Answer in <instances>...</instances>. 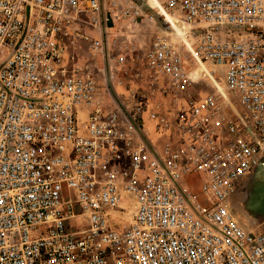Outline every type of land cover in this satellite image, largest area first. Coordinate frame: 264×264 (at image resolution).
I'll return each instance as SVG.
<instances>
[{"label": "built area", "instance_id": "1", "mask_svg": "<svg viewBox=\"0 0 264 264\" xmlns=\"http://www.w3.org/2000/svg\"><path fill=\"white\" fill-rule=\"evenodd\" d=\"M154 2L0 0V264H264L230 204L264 162V0ZM140 60L147 108L109 94Z\"/></svg>", "mask_w": 264, "mask_h": 264}, {"label": "rangeland", "instance_id": "2", "mask_svg": "<svg viewBox=\"0 0 264 264\" xmlns=\"http://www.w3.org/2000/svg\"><path fill=\"white\" fill-rule=\"evenodd\" d=\"M172 28L173 31L171 36L175 41H178L177 35L181 36L183 33L187 32V27L184 23H176L173 20ZM130 29V27H124L125 32L130 33V36L131 33H133V37L139 46L140 54H143L148 48L152 35L158 30V27L152 24L148 28H134L135 30L132 31H130ZM185 41L187 42V40ZM81 57L84 58L87 56L83 54ZM143 63L144 62L140 60L138 64L131 68L132 75L127 79L128 84L126 86L122 85L121 87H117L116 92L110 91L109 94H111V96L114 94L116 97L124 99L135 96L142 100L146 108L154 106L159 97L158 84L156 82L159 78L156 79V77L151 76L146 65ZM203 69L208 71L207 66L201 62L197 71L200 73ZM221 79L222 77H220L219 74L216 80H214L218 84ZM144 128L151 135L156 134L151 127V122L146 119H144ZM251 176L252 177L248 180H252L250 185H244V188L241 186L240 189H238L233 196L232 204L237 209V211L234 210L235 213L246 228L262 229L264 228V162H262V165H260ZM245 180H247V178L243 181Z\"/></svg>", "mask_w": 264, "mask_h": 264}, {"label": "crops", "instance_id": "3", "mask_svg": "<svg viewBox=\"0 0 264 264\" xmlns=\"http://www.w3.org/2000/svg\"><path fill=\"white\" fill-rule=\"evenodd\" d=\"M258 168V167H257ZM256 170V169H255ZM255 170L253 171V172H255ZM253 172H251L249 175H248V177H247V180H245V181H241L240 183H239V185L237 186V190L235 191V193L238 191V189H240V187L241 186H243V188H244V185H246V186H248V185H250V183H251V181H248L252 176V173ZM235 193L232 195V197H231V207H232V209H233V211L234 210H236L237 211V209L235 208V206L232 204L233 202H232V200H233V196L235 195Z\"/></svg>", "mask_w": 264, "mask_h": 264}, {"label": "bare ground", "instance_id": "4", "mask_svg": "<svg viewBox=\"0 0 264 264\" xmlns=\"http://www.w3.org/2000/svg\"><path fill=\"white\" fill-rule=\"evenodd\" d=\"M152 3L154 2V0H150ZM155 2H157V1H155ZM154 2V3H155ZM167 18L171 21V23H172V20L174 21V22H176V23H182V22H180V21H178L177 19H175V17H171L170 15H167ZM187 43V42H186ZM218 86H220L221 87V85L218 83ZM237 190V189H236ZM235 193V192H234ZM233 193V194H234ZM232 194V195H233ZM232 197V196H231ZM230 204H231V198H230ZM231 209H232V207H231Z\"/></svg>", "mask_w": 264, "mask_h": 264}]
</instances>
